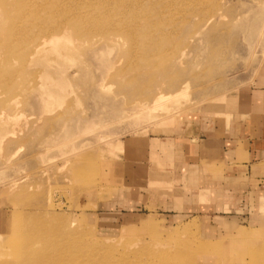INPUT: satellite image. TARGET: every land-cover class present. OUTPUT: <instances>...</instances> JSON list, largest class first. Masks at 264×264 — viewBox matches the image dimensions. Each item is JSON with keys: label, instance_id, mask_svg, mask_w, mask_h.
Returning a JSON list of instances; mask_svg holds the SVG:
<instances>
[{"label": "rangeland", "instance_id": "1", "mask_svg": "<svg viewBox=\"0 0 264 264\" xmlns=\"http://www.w3.org/2000/svg\"><path fill=\"white\" fill-rule=\"evenodd\" d=\"M51 1L27 7L43 12ZM4 8L0 2V264L23 260L6 257L9 240L20 245L29 231L40 248L50 240L39 230L52 226L77 238L57 242L65 255H106L113 264H173L174 255L178 264H203L221 244L206 241L253 228V217L244 219L250 211L216 215L175 206L172 197L145 201L144 188L131 187L130 165L151 162L144 150L155 138L179 136L192 122L231 121L236 94L264 62V0H62L57 16L19 12L16 23L35 26L24 33L25 52L19 40L6 46L15 11ZM59 19H67V35L28 64L43 23ZM206 227L213 236L201 235ZM206 244L210 251L198 250ZM262 244H240L238 264H264Z\"/></svg>", "mask_w": 264, "mask_h": 264}, {"label": "crops", "instance_id": "2", "mask_svg": "<svg viewBox=\"0 0 264 264\" xmlns=\"http://www.w3.org/2000/svg\"><path fill=\"white\" fill-rule=\"evenodd\" d=\"M251 82L236 94L230 122H192L194 128L185 131L186 126L182 127L185 132L179 136L153 139L144 150V158L151 162L130 165L131 187L144 188V200L152 204L164 196L172 197L175 206L189 205V211L244 215L252 210L253 214L249 212L251 215L244 219L253 217V228L241 227L221 240L206 241L221 244L203 264H238L235 255L240 244L245 249L247 243H264L260 239L264 237V62ZM153 141L158 148L151 147ZM137 175L141 177L136 180ZM167 185H173V189ZM139 189L135 195H140ZM119 193L117 196L122 197ZM214 232L209 227L201 229L203 237H211Z\"/></svg>", "mask_w": 264, "mask_h": 264}, {"label": "bare ground", "instance_id": "3", "mask_svg": "<svg viewBox=\"0 0 264 264\" xmlns=\"http://www.w3.org/2000/svg\"><path fill=\"white\" fill-rule=\"evenodd\" d=\"M0 2H2V4L4 5L5 11H8L7 7H12L13 8L12 10L15 11V19L14 18H12L13 20L11 19L12 23L10 24V27L8 29V30H10V34H7L5 36V43H8V42L9 43H8V45H6V44L5 45L11 47V44L14 41L19 40L23 43L21 48L24 52H25V45H26L27 41L29 40V38L27 40H25L26 35L24 33L28 34L30 32V30L33 29L35 26L30 24L28 21L24 22V23H16V19L20 18L19 12L21 10H29V11L33 10L34 17L32 19L37 20V19H40V17L43 18L44 14L51 15L53 13L55 16H57V14L59 13L58 11L59 10L61 11L60 6L62 4V0H57V2L59 4H57L56 1H51V2L47 3V5H46L47 10L40 12L38 10L32 9L30 6L27 7V5L31 3V0H0ZM78 17H82V14L78 13V15L75 16V20H77ZM99 18H103V17H100V16L95 17L94 15L90 16V20H93V21L97 20ZM106 18L109 20L108 23H109V27L111 29H116L118 27L121 29V24L118 22H115L112 17L107 16ZM62 21L67 22V19H59L57 22H53V23H49V22L43 23L44 25L41 26L42 31H43L42 34L36 38V40L33 42V44L31 45V47L29 48V50L26 54L28 64L32 63V61L34 59L33 58L34 54L39 53L41 51V49H43V48L44 49L47 48L48 44L55 43L58 38H60L64 35H67V32L69 30L68 25ZM14 23H16V24H14ZM95 25H98L100 27L101 22H96ZM126 33H127L129 38H133L132 31H126ZM48 93L50 94L51 91H48ZM158 99L159 98H156L154 100L156 101ZM2 113H0V115L2 116V118H4ZM2 118H1V121H3ZM38 233L42 237H45L46 240H48V241L50 240L49 242H52V243L48 242V244L39 248L38 246H36L37 244L35 245L34 241L30 238V232L28 231L26 233L27 240H25L22 244H20V245H18V243L15 244V241H17L15 239L14 240L12 239L13 244L11 243V240H9L10 243L8 242V244H5L8 247V249H10V250H8L6 257L10 258V259L11 258L13 259V257H15V258L18 257L17 259L14 258L13 260L23 259L21 262H18L17 264H113L110 261L109 256H106V255H102V256H98V257L94 256L92 258V261H89V259H88L87 262H83L80 259L79 255H69V256L65 255L66 253L61 252L60 246H59V244H57V242H59V243L61 242V244H62V242L66 239L68 240L70 238H76V237L71 236L70 231H68L66 229H62L59 227L54 228L52 226L50 228L47 227L45 229L41 228ZM8 237L9 236H7L5 238L6 239V240H4L5 243L7 242ZM18 238H20V237L18 236ZM21 238H24V236L22 237V235H21ZM20 240H22V239H20ZM41 242H43V241H41ZM56 244H57V246H56ZM104 245H105V243H104ZM210 248H211V246L206 244L205 247L203 246V247H201V249L198 248V250L207 253L208 251H210ZM51 249H53L52 252H50ZM1 256L2 255H0V258H1ZM121 256H119L118 260L120 259ZM123 257H125V256H123ZM137 257H139V256H137ZM198 258H200V257L198 256ZM176 259H178V256H176V255H174L171 258V260L173 261V264H178L177 262H175ZM123 261H127V260H126V258L121 257V259H120L121 264H130L129 261H127L126 263H124ZM194 261H196V260H194ZM3 264H16V263L5 262Z\"/></svg>", "mask_w": 264, "mask_h": 264}]
</instances>
